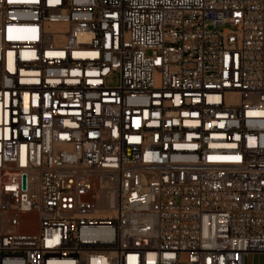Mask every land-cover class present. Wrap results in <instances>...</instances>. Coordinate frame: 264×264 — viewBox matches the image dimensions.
Instances as JSON below:
<instances>
[{
    "label": "built area",
    "instance_id": "2783aa9c",
    "mask_svg": "<svg viewBox=\"0 0 264 264\" xmlns=\"http://www.w3.org/2000/svg\"><path fill=\"white\" fill-rule=\"evenodd\" d=\"M261 253L264 0H0V264Z\"/></svg>",
    "mask_w": 264,
    "mask_h": 264
},
{
    "label": "rangeland",
    "instance_id": "374dc122",
    "mask_svg": "<svg viewBox=\"0 0 264 264\" xmlns=\"http://www.w3.org/2000/svg\"><path fill=\"white\" fill-rule=\"evenodd\" d=\"M119 73L112 74L108 82L111 85H117L119 83ZM246 264H264V253L261 254H251L246 259Z\"/></svg>",
    "mask_w": 264,
    "mask_h": 264
},
{
    "label": "snow or ice",
    "instance_id": "6c2138e0",
    "mask_svg": "<svg viewBox=\"0 0 264 264\" xmlns=\"http://www.w3.org/2000/svg\"><path fill=\"white\" fill-rule=\"evenodd\" d=\"M236 159H238V157Z\"/></svg>",
    "mask_w": 264,
    "mask_h": 264
}]
</instances>
